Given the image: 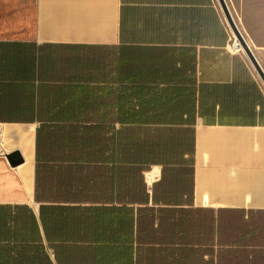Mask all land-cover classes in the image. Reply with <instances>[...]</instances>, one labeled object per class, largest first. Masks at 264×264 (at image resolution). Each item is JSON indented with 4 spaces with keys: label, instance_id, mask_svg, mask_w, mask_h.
Instances as JSON below:
<instances>
[{
    "label": "crops",
    "instance_id": "crops-1",
    "mask_svg": "<svg viewBox=\"0 0 264 264\" xmlns=\"http://www.w3.org/2000/svg\"><path fill=\"white\" fill-rule=\"evenodd\" d=\"M226 1L264 69V0ZM233 41L219 0H0V264H264V83ZM152 96L189 99L193 166L113 150ZM88 127L111 149H58Z\"/></svg>",
    "mask_w": 264,
    "mask_h": 264
},
{
    "label": "trees",
    "instance_id": "trees-1",
    "mask_svg": "<svg viewBox=\"0 0 264 264\" xmlns=\"http://www.w3.org/2000/svg\"><path fill=\"white\" fill-rule=\"evenodd\" d=\"M179 99V98H178ZM175 96H152L150 104L145 109L134 111H119V122L124 124L122 128L117 131V141H112L113 150L117 149L124 153L133 154L136 162H181L173 164L194 165V151H195V132L188 126L190 120L188 119L192 114V109L188 102L182 99L175 103ZM187 115V119H185ZM85 132H75L76 136L69 139L66 144H59L60 150H93L95 146L102 145L103 150L111 149L110 139H104L102 144L95 143L93 139H82V134L94 136L99 134L100 128L88 127ZM115 128H112L113 136ZM111 128L103 129V134L110 133ZM108 140V141H107ZM117 142V143H116ZM181 151L182 158L179 160L164 156H173V153ZM189 155L186 158V155ZM2 210L8 209L1 207ZM6 217H5V216ZM4 220L7 219V214L4 213ZM2 229L6 226L5 221H1Z\"/></svg>",
    "mask_w": 264,
    "mask_h": 264
},
{
    "label": "water",
    "instance_id": "water-1",
    "mask_svg": "<svg viewBox=\"0 0 264 264\" xmlns=\"http://www.w3.org/2000/svg\"><path fill=\"white\" fill-rule=\"evenodd\" d=\"M221 7L223 9V12L225 14L226 20L233 31L234 35L237 37V39L240 41L245 53L247 54L248 58L250 59L252 65L254 66L256 72L260 76L261 80L264 83V69L262 68L261 64L259 63L257 57L255 56L253 50L247 43L245 37L243 36L240 28L238 27L236 20L229 8V5L226 0H219ZM7 159L11 166L16 167L24 162V157L22 153L19 150L13 151L9 154H7Z\"/></svg>",
    "mask_w": 264,
    "mask_h": 264
},
{
    "label": "bare ground",
    "instance_id": "bare-ground-1",
    "mask_svg": "<svg viewBox=\"0 0 264 264\" xmlns=\"http://www.w3.org/2000/svg\"><path fill=\"white\" fill-rule=\"evenodd\" d=\"M233 36H234V33H233ZM234 41L237 42V41L235 40V38H234ZM237 44H238V43H237ZM237 49H238V50L242 49L241 46H240L239 44H238V46H237ZM154 173H155V172H154ZM154 173H147V174H146L149 182L152 181V178H153V176H154ZM207 202H208V201H207Z\"/></svg>",
    "mask_w": 264,
    "mask_h": 264
},
{
    "label": "built area",
    "instance_id": "built-area-1",
    "mask_svg": "<svg viewBox=\"0 0 264 264\" xmlns=\"http://www.w3.org/2000/svg\"><path fill=\"white\" fill-rule=\"evenodd\" d=\"M234 38H235V40L237 41V42H235V41H233L232 42V46L234 47V48H237V46H238V44L241 46V50H244L243 49V47H242V45H241V43H240V41L237 39V37L234 35ZM238 43V44H237Z\"/></svg>",
    "mask_w": 264,
    "mask_h": 264
}]
</instances>
